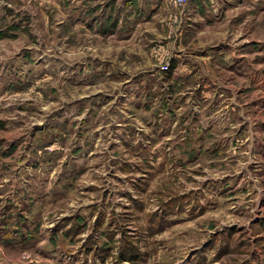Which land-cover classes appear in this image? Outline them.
I'll return each instance as SVG.
<instances>
[{
	"label": "rangeland",
	"instance_id": "obj_1",
	"mask_svg": "<svg viewBox=\"0 0 264 264\" xmlns=\"http://www.w3.org/2000/svg\"><path fill=\"white\" fill-rule=\"evenodd\" d=\"M166 4L164 33L148 45L155 72L156 53L166 47L171 65L170 43H179L178 29L169 34L178 9ZM57 5L67 0H0V264H109L121 229L139 252L133 264H264V0L219 23L229 27L220 43L234 48L220 61L241 60L227 73L220 64L217 86L242 110L225 108L224 91L219 126L187 145L184 132L147 113L119 140L128 115L95 89L109 83L65 82L53 57L72 60L85 37L66 14L58 19ZM89 92L96 104L87 100L82 115L48 119ZM153 109L162 112L158 102ZM89 235L96 241L85 252Z\"/></svg>",
	"mask_w": 264,
	"mask_h": 264
},
{
	"label": "crops",
	"instance_id": "obj_2",
	"mask_svg": "<svg viewBox=\"0 0 264 264\" xmlns=\"http://www.w3.org/2000/svg\"><path fill=\"white\" fill-rule=\"evenodd\" d=\"M168 1L67 0V7L62 10L57 5L58 19L59 16L64 19L66 14L69 30L76 32L77 36L83 35L85 43L75 45L70 61L61 62L59 56H54V67L66 72L65 82L70 87L83 83L82 87L86 88L88 84L101 79L109 83L108 87L99 85L95 89L101 86L97 90L99 97L113 99L112 110L120 112L118 115H128L131 126L121 131L115 127L119 140H126L127 134L124 135L123 131L133 133V123L139 125V117L147 113V116L154 115L152 122H155V117L158 121L162 120L164 129H170L169 133L178 130L184 132V145L191 140L196 143L202 139L204 132H212L213 127L219 126L217 106L224 91L228 102L225 108L242 110L234 97L226 93L227 85L217 86L220 84L216 76L220 72V64L227 73L232 65L236 67L238 64L234 63L235 58L241 60L230 55L229 61L227 57L223 63L220 61V55L233 54L231 50L234 48L226 45L227 41H222L221 45L218 34L221 32L222 36H228V25L221 26L219 23L228 21L230 12L238 7L251 11L252 0H187L179 14V43H170V70L155 72L148 45L153 37L164 33L162 23L164 14L170 10L169 7L166 10ZM157 5L160 8L157 9ZM214 34L218 38L212 39ZM93 37L98 38L96 43H93ZM96 93H84L77 97L75 93V98L62 101L61 107L50 112L48 119L78 116L82 110L85 111L87 100L89 104H96L92 101L98 97ZM156 102L162 112L153 109ZM214 121L217 125L213 124ZM131 137L134 139V134ZM169 137L172 141V134ZM139 177L137 181L142 179Z\"/></svg>",
	"mask_w": 264,
	"mask_h": 264
},
{
	"label": "trees",
	"instance_id": "obj_3",
	"mask_svg": "<svg viewBox=\"0 0 264 264\" xmlns=\"http://www.w3.org/2000/svg\"><path fill=\"white\" fill-rule=\"evenodd\" d=\"M2 124L0 123V126ZM155 224H159V223H153L152 225V229H154V226ZM150 225L147 226V230L149 231L150 229ZM113 234L114 232H110L108 234V238H110L112 241V237H113ZM121 243L119 244V246H117V253L116 255H111L112 257V262L109 263V264H123L122 262L123 261H128V263L130 264H133V260L135 258L138 257V254L139 252L137 251V248L135 245L133 246L131 244V241H128V233H126V229H121ZM130 235V234H129ZM96 240L93 238V235H89L86 242L83 244V248H84V251L87 252V251H90L91 249H93V245H94V242ZM105 247L102 246L100 247V252H104L107 248V246H109V249L111 248V246L109 245V241L106 240L105 242ZM96 246H94L95 248ZM113 247V246H112ZM94 252L96 253L95 249H94ZM102 254V253H100ZM104 255V254H102Z\"/></svg>",
	"mask_w": 264,
	"mask_h": 264
},
{
	"label": "built area",
	"instance_id": "obj_4",
	"mask_svg": "<svg viewBox=\"0 0 264 264\" xmlns=\"http://www.w3.org/2000/svg\"><path fill=\"white\" fill-rule=\"evenodd\" d=\"M170 2L178 9V14L175 15L173 18H170L169 24H170V31L169 34L177 30V26L180 22V11L182 8H184L185 4L187 3V0H170ZM158 47L161 48L160 45H157ZM165 47V46H164ZM165 49H167L165 47ZM161 48L162 51L160 53H156L155 57L158 61V67L159 70L162 72H167L170 70V62H169V57L167 58V52L166 50Z\"/></svg>",
	"mask_w": 264,
	"mask_h": 264
}]
</instances>
